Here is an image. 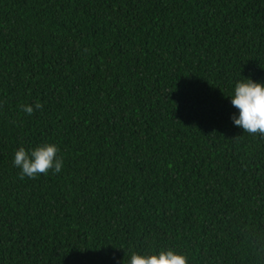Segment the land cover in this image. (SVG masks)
Masks as SVG:
<instances>
[{"label": "trees", "instance_id": "16d2710c", "mask_svg": "<svg viewBox=\"0 0 264 264\" xmlns=\"http://www.w3.org/2000/svg\"><path fill=\"white\" fill-rule=\"evenodd\" d=\"M245 77L264 83V0H0V264H264ZM45 142L62 170L21 179L15 151Z\"/></svg>", "mask_w": 264, "mask_h": 264}, {"label": "clouds", "instance_id": "9594fccd", "mask_svg": "<svg viewBox=\"0 0 264 264\" xmlns=\"http://www.w3.org/2000/svg\"><path fill=\"white\" fill-rule=\"evenodd\" d=\"M232 105L239 110V116L233 117L234 124L250 134L259 133L264 136V83L256 82L250 77L238 80L231 95ZM43 107L40 103L22 105V111L28 115ZM54 143L45 142L35 148L26 150L19 147L14 153L13 163L20 168V178L25 176L36 178L40 174H48L49 170L59 173L63 167L62 157ZM127 264H188L187 257L171 248L160 250L157 254H140L132 251Z\"/></svg>", "mask_w": 264, "mask_h": 264}]
</instances>
